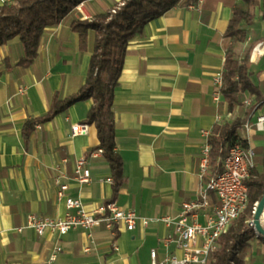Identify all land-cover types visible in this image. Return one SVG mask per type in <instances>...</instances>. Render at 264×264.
<instances>
[{
    "label": "crops",
    "instance_id": "crops-1",
    "mask_svg": "<svg viewBox=\"0 0 264 264\" xmlns=\"http://www.w3.org/2000/svg\"><path fill=\"white\" fill-rule=\"evenodd\" d=\"M12 1L0 0V6ZM119 1H86L73 18H91ZM239 3L183 1L130 42L112 106L116 150L124 161V183L116 196L95 127L90 126L87 136L71 137L72 126L85 123L92 100L37 126L27 148L22 135L28 120L48 114L56 95L65 99L85 84L94 31H89L83 52L71 19L47 28L38 56L27 69L18 66L24 54L19 38L0 47V264H44L56 243L62 252L54 264H151L153 250L159 260L182 256L176 243L169 241L174 227L161 219H177L182 204L196 198L207 182L200 176L206 144L202 130L212 134L215 125L237 118L245 122L250 110L242 105L231 112L223 96L216 100L213 86L215 75L223 72L232 43L225 32ZM248 31L250 42L264 41V5L257 8ZM251 70L261 99L248 93L244 98L252 97L258 105L251 116L255 122L264 114V57L251 64ZM238 133L245 138L243 127ZM247 144L262 172L264 131L251 134ZM78 159L87 162L89 184L75 179ZM57 178L67 184V196L79 199L87 210L110 201L133 209L140 219L136 229L120 227L113 232L103 224L91 232L78 229L62 237L39 236L27 226L30 214L57 219L67 212L65 201L57 198ZM210 202L216 205L214 195ZM141 220L150 223L145 226ZM245 260L264 264V239L252 241Z\"/></svg>",
    "mask_w": 264,
    "mask_h": 264
},
{
    "label": "trees",
    "instance_id": "trees-1",
    "mask_svg": "<svg viewBox=\"0 0 264 264\" xmlns=\"http://www.w3.org/2000/svg\"><path fill=\"white\" fill-rule=\"evenodd\" d=\"M86 1L90 0H13L1 5L0 47L19 38L24 54L18 66L27 69L38 56L41 39L47 28L71 19V30L79 35L80 49L83 52L88 48L89 31H94V49L85 84L76 94L65 99L56 95L48 114L28 120L24 124L22 135L27 148L37 126L52 121L79 102L92 100L93 105L85 123L96 129L98 149L102 150L104 158L110 164L116 196L124 183V161L116 150V119L112 106L128 46L133 39L144 35L150 22L161 18L183 1L186 5H197L199 0H124L91 18H73L76 9ZM263 5L264 0H240L233 9V16L225 32L232 43L225 56L221 94L231 112L243 105L246 93L261 99L252 80L254 74L250 63L251 53L257 43L248 40V28L255 22L257 8ZM257 106L250 108L246 113L247 118L252 116ZM243 124L244 121L237 118L214 126L209 138L212 175L221 171L219 161L226 156L229 147L240 140L238 130ZM243 145L248 146L245 141ZM262 158L263 171H259L256 160L245 181L249 190L247 208L219 238L216 249L209 254L205 264H248L246 255L252 241L256 239L249 221L254 219L255 204L264 196V149Z\"/></svg>",
    "mask_w": 264,
    "mask_h": 264
},
{
    "label": "built area",
    "instance_id": "built-area-1",
    "mask_svg": "<svg viewBox=\"0 0 264 264\" xmlns=\"http://www.w3.org/2000/svg\"><path fill=\"white\" fill-rule=\"evenodd\" d=\"M263 57L264 41L253 49L250 63H256ZM222 85L223 76L222 73H218L213 80L216 100L222 96ZM242 103L246 108L254 106L252 97L244 98ZM257 107L254 109L257 110ZM242 127L246 132L245 138L240 137V140L229 147L226 156L219 161L221 171L216 175H212L210 166L209 138L211 134L207 130H202L206 144L201 150L200 176L202 179L207 177V182L202 186L196 198L182 204L177 219L174 220L168 216L161 219L168 226L174 227V234L170 236L169 241L176 243L182 256L171 255L164 260H159L157 252L153 250L151 264H205L209 254L216 249L219 238L247 208L249 190L245 181L249 178L250 169L254 166L255 151L248 144L247 147L244 146L243 141L247 142L249 136L256 131H264V114L257 116L255 122L252 121L251 116L248 117ZM89 133L90 125L87 123L74 124L71 129V137L87 136ZM100 152L102 153V150ZM74 176L80 184L91 182V172L87 168L85 159L76 160ZM56 183L58 185L57 198L59 201H65L67 212L65 216L57 219L30 214L27 218V226L39 236L51 233L62 237L78 229L91 232L103 224L113 232L120 227L133 231L140 222L133 209L120 207L114 201L107 202L96 209L87 210L79 199L67 196L66 183L60 178L56 179ZM211 195L216 197V205L211 204ZM257 205L258 203L253 209L254 215ZM141 221L145 226L150 223L149 220ZM249 225L254 230L256 238L259 239L253 219L249 221ZM61 252L62 247L56 243L49 259L44 264H54Z\"/></svg>",
    "mask_w": 264,
    "mask_h": 264
},
{
    "label": "water",
    "instance_id": "water-1",
    "mask_svg": "<svg viewBox=\"0 0 264 264\" xmlns=\"http://www.w3.org/2000/svg\"><path fill=\"white\" fill-rule=\"evenodd\" d=\"M263 218H264V196L257 205L256 212H255L254 219H253L256 231L259 234V239L261 237L264 238Z\"/></svg>",
    "mask_w": 264,
    "mask_h": 264
},
{
    "label": "rangeland",
    "instance_id": "rangeland-1",
    "mask_svg": "<svg viewBox=\"0 0 264 264\" xmlns=\"http://www.w3.org/2000/svg\"><path fill=\"white\" fill-rule=\"evenodd\" d=\"M122 1H124V0H120V1L118 2V4H120ZM97 6H98L99 9L101 8L100 5H97ZM98 11H101V10H98Z\"/></svg>",
    "mask_w": 264,
    "mask_h": 264
}]
</instances>
